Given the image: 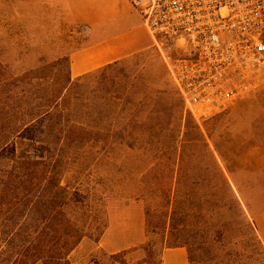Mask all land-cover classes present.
<instances>
[{
  "label": "rangeland",
  "instance_id": "1",
  "mask_svg": "<svg viewBox=\"0 0 264 264\" xmlns=\"http://www.w3.org/2000/svg\"><path fill=\"white\" fill-rule=\"evenodd\" d=\"M93 1L106 16L105 30L94 29L88 24L73 25L67 22L57 0H0V63L6 67L4 73L7 76L18 75L69 53L78 52L83 57H93L98 49L105 48L96 45L105 34L119 35L125 44L150 42L145 31L140 28L139 14L128 2ZM115 56L120 54L116 53ZM119 61V69L98 73L95 75L96 80L101 81L109 76L114 81L115 93L125 89L131 91L134 98L132 92L148 93L146 111L151 108L157 111V116L153 115L150 121L164 124L169 114L170 124L167 129L159 131L156 128L159 132L156 131L150 141L130 137L120 141L117 138L120 123L132 119L136 109L122 113L116 105L110 118L113 136L105 147L101 143H88L68 154L62 182L70 191H78L80 198L77 203L69 205L66 211L85 234L70 252V264H159L162 250L179 237L192 243L195 260L202 261L195 264H204L205 238L211 241L217 251H238L245 253V259L254 252H260L253 250L250 245L246 229L240 225L238 212L225 199L219 200L220 195L222 197L221 185L206 179L201 181L202 176L197 178L195 175L200 171L192 160L189 165L182 164L181 176L174 184L184 192L196 195L201 201L200 209L179 212L177 218H181L182 222L174 231H165L163 228L168 214L164 208L169 187L167 178L161 183L150 179L143 184L140 179L142 173L155 168L159 173L163 171L165 177L168 165L179 154L199 156L203 151L200 138H203L209 152L216 156L225 172L232 174L229 177L233 186L239 179L240 184L264 186V180L259 177L254 180L250 157L258 139L264 136V88L255 95L235 102L222 113L200 119L199 131L189 130L184 126L185 118L194 117L184 110L165 66L151 45ZM169 99H174L179 105L171 108ZM182 143H186L184 148ZM13 146L19 157L30 155L41 158L46 153L44 144L25 137H16ZM156 157H160V160H156ZM147 186L157 190L150 192ZM214 189H219V196H216L218 200L211 196ZM239 192L243 193L246 200L247 204L243 199L241 203L246 217L250 219L251 211L264 206V189ZM147 204L150 210L157 211L150 219L148 229L144 216ZM229 219L228 228L222 231L218 223ZM139 233L140 236L141 233L145 235L144 242L128 249L110 253L103 247L107 243L122 240L134 243ZM117 253L120 254L113 256ZM6 255L0 252V264H11L10 261L4 263Z\"/></svg>",
  "mask_w": 264,
  "mask_h": 264
},
{
  "label": "trees",
  "instance_id": "2",
  "mask_svg": "<svg viewBox=\"0 0 264 264\" xmlns=\"http://www.w3.org/2000/svg\"><path fill=\"white\" fill-rule=\"evenodd\" d=\"M119 64L120 61H114L72 79L68 55L18 75L7 76L4 73L6 67L0 63V252L7 254L4 263L70 264V252L85 234L67 215L66 208L77 203L80 195L76 190L70 191L62 182L65 159L70 152L88 143H101L105 147L113 136L110 118L116 105L122 113L136 109L135 117L120 123L117 131L120 141L129 137L150 141L156 131L158 133L162 128L169 127V114L164 124L150 121L157 111L154 108L146 111L148 93L132 92L135 99L131 91L125 89L115 93L114 81L109 76L101 81L96 80V74L119 69ZM173 100L169 99L171 108L179 105ZM184 126L189 130L199 131L200 128L191 117L185 118ZM126 133L128 137H125ZM16 137L44 144V157H19L13 146ZM200 140L203 151L199 156L179 154L172 164L169 163L165 177L164 172L159 173L157 168L141 175L142 184L150 179L158 182L164 178L168 180L164 206L168 214L164 230L174 231L181 224L182 219L177 218L179 212L200 209L201 201L196 195L184 192L174 184L181 176L182 164L189 165L192 160L201 173L195 175L197 178L202 176L201 181L206 179L221 185L222 197L220 195L219 200L225 199L238 212L240 225L246 229L250 245L253 250L260 251L245 259V253L217 251L211 241L205 238L204 264H264V248L252 221L243 211L241 193L235 191L229 175L216 156L209 152L207 143L203 138ZM182 144L184 148L186 143ZM127 147L133 148L132 145ZM155 159L160 160V157ZM156 163L159 165V162ZM148 188L150 192L157 190L152 186ZM218 190L214 189L211 195L215 200H218ZM156 212L150 210L149 204L145 205L147 229ZM230 221L218 223L222 231L228 228ZM175 247L185 248L190 264L202 262L195 260L194 249L188 239L174 238L173 243L166 248Z\"/></svg>",
  "mask_w": 264,
  "mask_h": 264
},
{
  "label": "built area",
  "instance_id": "3",
  "mask_svg": "<svg viewBox=\"0 0 264 264\" xmlns=\"http://www.w3.org/2000/svg\"><path fill=\"white\" fill-rule=\"evenodd\" d=\"M126 1L197 123L264 88V0Z\"/></svg>",
  "mask_w": 264,
  "mask_h": 264
},
{
  "label": "crops",
  "instance_id": "4",
  "mask_svg": "<svg viewBox=\"0 0 264 264\" xmlns=\"http://www.w3.org/2000/svg\"><path fill=\"white\" fill-rule=\"evenodd\" d=\"M58 5L62 8L65 20L73 25L88 24L94 27V29H106V16L101 8L93 0H57ZM126 1V0H125ZM127 3V1H126ZM131 6V5H130ZM140 16V15H139ZM140 28L147 31L142 25ZM150 42L148 44H125L119 35L105 34L103 40L97 43V46L105 47L103 50L98 49L96 55L93 57H83L81 53H69L70 60V75L71 78H77L85 73H88L94 69L103 67L106 64L112 63L114 61H119L125 56L135 52H139L149 45L152 46L151 39L147 34ZM118 53L120 56H115ZM251 166L253 167L252 174L254 180L256 177L264 180V136L258 139L255 147L251 151ZM246 156V155H245ZM238 157V155H237ZM248 158V157H245ZM227 173V172H226ZM239 173V171L237 172ZM228 174V173H227ZM232 176L231 173H229ZM228 174V175H229ZM230 179V177H229ZM258 179V178H257ZM238 191L244 190H255V189H264V186L261 185H248V183L240 184V179L236 182V185L233 186ZM243 201L246 203V200L241 194ZM247 204V203H246ZM250 220L253 223L255 232L264 248V206L260 209L251 211ZM110 232V229L109 231ZM105 238V235H103ZM145 235L140 233L135 236L134 243H127V240H122L107 243L103 245L104 249L110 253L119 252L121 250L128 249L136 244L144 242ZM103 239H101V245L103 244ZM35 264H40L39 262ZM159 264H190L187 257V252L183 247L175 248H164L161 252Z\"/></svg>",
  "mask_w": 264,
  "mask_h": 264
}]
</instances>
